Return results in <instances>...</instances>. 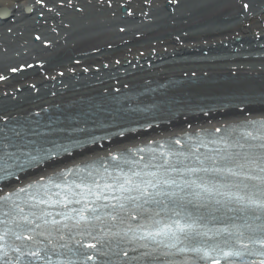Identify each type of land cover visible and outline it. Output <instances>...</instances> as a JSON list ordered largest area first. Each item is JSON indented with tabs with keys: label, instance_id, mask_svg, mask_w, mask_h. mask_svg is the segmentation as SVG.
<instances>
[{
	"label": "snow or ice",
	"instance_id": "snow-or-ice-1",
	"mask_svg": "<svg viewBox=\"0 0 264 264\" xmlns=\"http://www.w3.org/2000/svg\"><path fill=\"white\" fill-rule=\"evenodd\" d=\"M249 124L254 131L205 153L172 149L140 171L116 165L119 175L72 182L61 179L70 172L61 173L59 182L48 178L51 187L37 181L0 196V264H53V255H65L57 248L65 235L95 241L84 260L114 240L143 249L137 259L146 264H264V122ZM21 192L27 199L18 203ZM58 247L72 251L68 243Z\"/></svg>",
	"mask_w": 264,
	"mask_h": 264
},
{
	"label": "bare ground",
	"instance_id": "bare-ground-1",
	"mask_svg": "<svg viewBox=\"0 0 264 264\" xmlns=\"http://www.w3.org/2000/svg\"><path fill=\"white\" fill-rule=\"evenodd\" d=\"M43 1L48 2L47 7L56 10V4L62 3L63 0ZM64 1L67 3V0ZM71 1L77 3L74 5V9L78 7L84 9L85 4L82 0H68V2ZM168 1L177 0H96L94 8L89 10L90 13L84 12L79 19L75 20V23L73 22L69 38L65 39V35L61 33V36L55 39L57 43L54 51L45 49L42 45L36 47V44L29 39L30 48L25 47L24 41L27 36L18 39L12 37L6 46L0 44V65L3 66L0 72H4L6 75L11 68L9 65L12 64V60L6 59L11 56L12 59L14 58L15 64H22L26 60L32 62L34 59L37 62L46 63L43 70L35 69L18 77H11L9 81L0 85V119L22 115L54 103L69 102L81 97L85 99L95 92H104L125 84H136L149 79L170 80L186 73H196L199 76L207 74V78L216 77V81H219L222 80V76H226L224 82L218 85H206L207 87L203 89L186 87L184 90L179 89L182 91L178 92L187 96L191 94L210 96L229 92L233 89V85L238 84L241 79L246 80L264 74V58H262L264 56V29L259 26L264 24V10H260L257 6L262 0H180L181 4L175 8L176 13L174 14L177 19L173 23L176 25L166 24L164 27H160L161 24L168 23L164 14L166 11L163 8L165 4L166 7L171 8L167 5ZM247 1L253 3L254 6L252 11L250 10L246 14L241 4ZM34 4L33 0H0V6L8 7L12 11V15L8 19L0 21V31L7 32L10 29H15L16 33L27 32L28 29L20 31V28L29 26L33 29L31 35L42 33L48 38L46 41L52 42V35L45 30L58 29L59 25L65 27L67 23H70L66 18L65 11L57 13L53 11L47 16V23L54 25L53 27L37 26L36 16L39 13L43 14L44 11L42 8L38 9ZM121 5H128L127 8L129 7L135 16V19L127 20L128 31L124 34H121L119 30H111L109 25L103 23L99 28L81 30L82 26L93 24L91 17L93 13L98 14V9L101 18L97 19V22L113 19L114 14H116L115 18H119ZM16 7L20 9L17 11ZM26 7L31 8L30 11L33 13L31 16L24 15L23 9ZM46 11H50V9ZM55 13L57 16L54 15ZM217 19L225 21L226 25L219 29L203 30V27H206L208 23H213ZM190 26L193 27L194 33L183 35L181 29ZM39 28L40 30H38ZM198 29L202 31H198ZM92 31H96L98 35L91 36ZM253 31L257 32L252 33ZM140 34L146 35V37L141 40L134 37ZM258 36H261L260 42L256 40ZM236 38H242V42L233 44ZM251 38H254L255 41L249 43ZM58 41L60 42L58 43ZM180 43L184 45L181 46ZM139 44H146V46H138ZM224 44H228L229 49L237 47L239 49L238 58L235 59L230 55L229 50L223 49L222 45ZM259 45H263V47L259 48ZM109 46H113L114 49L112 51L104 50ZM5 47L6 53L4 54ZM165 48L168 49V52L164 51ZM217 49H219L218 52H216ZM39 51L43 53H39ZM149 51L156 52L157 55L153 60L149 56L146 60L147 63L157 60L156 64L159 66L144 73L128 75L133 70L132 68H127V70L124 63L132 61V66L136 64L139 66L144 63L142 61L148 57ZM205 51H208L207 55L203 54ZM142 52H145L144 56L141 55ZM247 57L248 59H244ZM215 58L228 59L214 61ZM77 62L79 64H76ZM102 64H107L108 70L102 69L96 72L95 67H101ZM87 69H90L89 74H86L85 70ZM41 71L47 72L46 74L50 76L49 81L42 76ZM60 71L66 72L64 78L58 76ZM233 73L237 74L235 81H230L229 83L232 84H227ZM125 75L127 76L124 77ZM60 81L61 85L58 84ZM29 85H35L39 89L37 95L34 94V90L29 88ZM44 87H48V90H45ZM19 88H22L21 92L18 91ZM48 94L49 97H47ZM53 94L54 96H52ZM256 109L257 107L248 108L253 117L264 114V108ZM244 113L230 110L208 115L207 119L200 117L186 122H175L169 127L153 130L148 134H139L136 137L137 142H142L144 138L147 141L152 140L154 135L161 137L184 133L188 131L187 127L191 124V131H193L203 127L212 128L235 120L239 121L245 118ZM126 145L128 143H120L116 146L112 143L106 147V150H101V147L96 146L91 156L83 154L76 160L80 162L83 157L91 160L98 155L111 153L118 148L126 147ZM62 168H64L63 164L59 166L58 170ZM35 173L38 175L37 178H40L53 172L42 169Z\"/></svg>",
	"mask_w": 264,
	"mask_h": 264
}]
</instances>
